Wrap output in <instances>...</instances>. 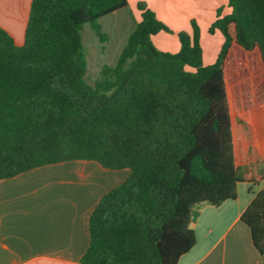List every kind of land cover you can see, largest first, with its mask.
Segmentation results:
<instances>
[{
    "label": "trees",
    "instance_id": "16d2710c",
    "mask_svg": "<svg viewBox=\"0 0 264 264\" xmlns=\"http://www.w3.org/2000/svg\"><path fill=\"white\" fill-rule=\"evenodd\" d=\"M228 6L209 29L225 40L204 65L195 21L178 53L162 52L153 38L171 30L138 3L141 20L95 86L82 28L102 36L99 20L128 0H32L22 46L0 27V180L69 161L131 171L91 213L78 264H178L197 244V208L236 200L239 183L260 189L241 220L264 257V118L235 115L264 106V0Z\"/></svg>",
    "mask_w": 264,
    "mask_h": 264
},
{
    "label": "crops",
    "instance_id": "0c3cea01",
    "mask_svg": "<svg viewBox=\"0 0 264 264\" xmlns=\"http://www.w3.org/2000/svg\"><path fill=\"white\" fill-rule=\"evenodd\" d=\"M134 15L140 2L175 30L191 35V20L202 30L231 13L228 0H128ZM32 0H0V27L18 46L24 44ZM219 48L224 42L219 30ZM222 34V33H221ZM223 35V34H222ZM222 42V43H221ZM176 50V46H175ZM129 169L108 170L94 161H69L39 167L0 180V264H78L90 244L89 218L102 197L123 183ZM249 193L218 207L197 208V244L178 264H264L241 216L255 198Z\"/></svg>",
    "mask_w": 264,
    "mask_h": 264
},
{
    "label": "rangeland",
    "instance_id": "374dc122",
    "mask_svg": "<svg viewBox=\"0 0 264 264\" xmlns=\"http://www.w3.org/2000/svg\"><path fill=\"white\" fill-rule=\"evenodd\" d=\"M129 9L118 11L100 19L99 23L102 26V36L96 35L90 24H86L82 28L83 45L88 63L85 78L86 81L92 86H95V84L102 79V72L105 66H114L116 64L123 48L126 45L128 35L134 29L135 21H138V18L134 15L135 11ZM192 21H195V19L191 20V24ZM195 22L200 29L203 63L204 65L214 64L216 62V57L214 55H216V49L220 43L219 37L216 36V31L218 30L211 34L209 29L211 28L212 24L206 28H203L204 30H202L197 21ZM166 26L171 30V32H161L153 38V42L158 50L176 54L179 52L181 47L178 37L179 33L184 32L189 35L191 34L183 28L180 30H175L168 25ZM219 34L221 38H223V35L221 33ZM250 94L251 92L247 91L248 99L249 97L251 98ZM254 97H256V100L261 102L263 92L258 90ZM242 111L243 110L241 108H235V115L246 117L248 120L256 124L261 118H264V106L247 113H242ZM235 142L237 147L238 161L239 164H242L244 160V143L242 137L236 135ZM259 159V168L262 172H264V149L260 152ZM248 188L249 184L247 183L238 184V193L243 200L245 198H249Z\"/></svg>",
    "mask_w": 264,
    "mask_h": 264
}]
</instances>
